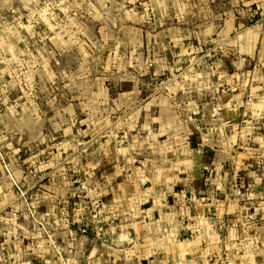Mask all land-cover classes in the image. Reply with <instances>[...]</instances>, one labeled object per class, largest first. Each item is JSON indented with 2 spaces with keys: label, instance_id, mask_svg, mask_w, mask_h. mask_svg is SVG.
Returning <instances> with one entry per match:
<instances>
[{
  "label": "clouds",
  "instance_id": "clouds-1",
  "mask_svg": "<svg viewBox=\"0 0 264 264\" xmlns=\"http://www.w3.org/2000/svg\"><path fill=\"white\" fill-rule=\"evenodd\" d=\"M0 264H264V0H0Z\"/></svg>",
  "mask_w": 264,
  "mask_h": 264
},
{
  "label": "rangeland",
  "instance_id": "rangeland-1",
  "mask_svg": "<svg viewBox=\"0 0 264 264\" xmlns=\"http://www.w3.org/2000/svg\"><path fill=\"white\" fill-rule=\"evenodd\" d=\"M177 191H179V189H177ZM169 200L171 201V198H169ZM145 207H148V205H145Z\"/></svg>",
  "mask_w": 264,
  "mask_h": 264
}]
</instances>
